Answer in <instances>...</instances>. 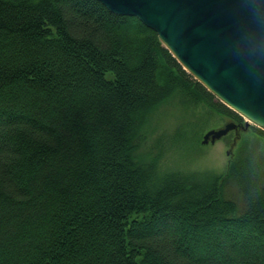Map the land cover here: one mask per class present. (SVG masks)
I'll return each instance as SVG.
<instances>
[{"label":"trees","instance_id":"16d2710c","mask_svg":"<svg viewBox=\"0 0 264 264\" xmlns=\"http://www.w3.org/2000/svg\"><path fill=\"white\" fill-rule=\"evenodd\" d=\"M173 100L245 124L136 17L0 0V264H264V131L222 175L161 174L140 150Z\"/></svg>","mask_w":264,"mask_h":264},{"label":"water","instance_id":"95a60500","mask_svg":"<svg viewBox=\"0 0 264 264\" xmlns=\"http://www.w3.org/2000/svg\"><path fill=\"white\" fill-rule=\"evenodd\" d=\"M97 1L153 29L184 70L245 118L208 131L203 144L250 125L264 131V0Z\"/></svg>","mask_w":264,"mask_h":264},{"label":"rangeland","instance_id":"374dc122","mask_svg":"<svg viewBox=\"0 0 264 264\" xmlns=\"http://www.w3.org/2000/svg\"><path fill=\"white\" fill-rule=\"evenodd\" d=\"M106 76L112 79L114 74L108 72ZM173 101L165 103L154 113L146 129L147 141L140 150L142 155L145 158L153 155L159 157L158 169L161 174L179 172L196 177L199 181L224 174L235 152L237 139L246 130L232 131L214 143L209 141L202 144L208 131L223 128L232 121L212 114L207 122L196 129L192 125L195 123L192 112H201L205 108L200 106L186 112L177 109V100Z\"/></svg>","mask_w":264,"mask_h":264}]
</instances>
